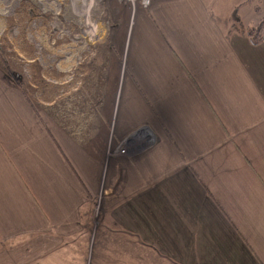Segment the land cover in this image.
Instances as JSON below:
<instances>
[{"label": "crops", "instance_id": "crops-1", "mask_svg": "<svg viewBox=\"0 0 264 264\" xmlns=\"http://www.w3.org/2000/svg\"><path fill=\"white\" fill-rule=\"evenodd\" d=\"M259 1L152 0L49 100L0 64V264H264Z\"/></svg>", "mask_w": 264, "mask_h": 264}, {"label": "rangeland", "instance_id": "rangeland-1", "mask_svg": "<svg viewBox=\"0 0 264 264\" xmlns=\"http://www.w3.org/2000/svg\"><path fill=\"white\" fill-rule=\"evenodd\" d=\"M147 1L0 0V64L12 80L24 78L33 101L49 100V83L36 91L33 86L73 77L84 64L100 77L97 66L109 63L104 47L119 54V36L133 14L149 8ZM125 52L116 61L123 70Z\"/></svg>", "mask_w": 264, "mask_h": 264}, {"label": "trees", "instance_id": "trees-1", "mask_svg": "<svg viewBox=\"0 0 264 264\" xmlns=\"http://www.w3.org/2000/svg\"><path fill=\"white\" fill-rule=\"evenodd\" d=\"M256 0H249L248 3H253ZM247 3V4H248ZM261 1L256 2L254 5L255 12L260 15V19L255 26H246L244 22L238 17L234 16L233 29L247 35L255 44L264 42V13H262ZM239 19V20H237Z\"/></svg>", "mask_w": 264, "mask_h": 264}, {"label": "built area", "instance_id": "built-area-1", "mask_svg": "<svg viewBox=\"0 0 264 264\" xmlns=\"http://www.w3.org/2000/svg\"><path fill=\"white\" fill-rule=\"evenodd\" d=\"M149 4H151V3H150L149 1H147V2H146V5H149Z\"/></svg>", "mask_w": 264, "mask_h": 264}]
</instances>
